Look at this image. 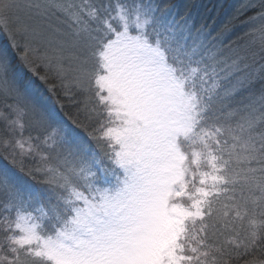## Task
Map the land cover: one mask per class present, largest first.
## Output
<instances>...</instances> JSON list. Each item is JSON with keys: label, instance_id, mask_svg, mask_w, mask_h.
I'll use <instances>...</instances> for the list:
<instances>
[{"label": "snow or ice", "instance_id": "1", "mask_svg": "<svg viewBox=\"0 0 264 264\" xmlns=\"http://www.w3.org/2000/svg\"><path fill=\"white\" fill-rule=\"evenodd\" d=\"M249 12L232 49L235 16L213 36L158 0H0L11 48L76 108L38 103L0 49V264L264 253V0Z\"/></svg>", "mask_w": 264, "mask_h": 264}, {"label": "rangeland", "instance_id": "2", "mask_svg": "<svg viewBox=\"0 0 264 264\" xmlns=\"http://www.w3.org/2000/svg\"><path fill=\"white\" fill-rule=\"evenodd\" d=\"M209 1L213 4H218L217 8L219 11L216 12L215 16L212 15L213 13L210 14L209 10H207L206 12L204 11L203 13H200L197 10L195 5L200 6L203 0H158V2L161 3L162 6L165 4L174 6V11H176L179 16H186L188 20L191 23H194L197 28L203 26L207 31L211 32L213 36H215L216 33L222 28L224 22L229 17L237 16V10L241 9V6L245 3V0H204V4H209ZM220 8L222 9L220 10ZM199 13L201 15H198ZM218 16H220V18ZM240 16H244V14L239 15L238 17ZM196 18L198 19L197 24L195 23ZM246 19L247 16H245V18H242V20ZM53 23L56 24L58 22L54 20ZM236 27L242 29V33L248 31V28L242 23H239ZM234 31L235 30L233 29L231 34L228 36V39L224 41V46H227L229 41H232V49L236 48L234 43L236 35ZM244 42H246L245 39ZM0 49L7 50L9 52L13 66L11 75L16 79V81L20 83L24 88H26L30 95L38 103L54 111L59 117H65L64 115H61L59 113V109L55 101V93L49 90L48 83H45L43 80L40 79V75H43V70L41 69L38 74H33V72L30 71L29 68L26 67L24 63L19 59L18 54L11 48V41L8 35L3 32H0ZM250 50L256 49L251 48ZM231 54V49L225 48L223 55L229 56ZM20 69H22V72L24 73L23 78L17 72L20 71ZM260 86L257 85L253 88L255 90H258ZM57 92L59 93V89L57 90ZM12 102L13 101L11 98H5L3 96H0V104L3 103V105L5 106L7 104H11ZM3 166L6 165H4L3 162H0V167Z\"/></svg>", "mask_w": 264, "mask_h": 264}, {"label": "trees", "instance_id": "3", "mask_svg": "<svg viewBox=\"0 0 264 264\" xmlns=\"http://www.w3.org/2000/svg\"><path fill=\"white\" fill-rule=\"evenodd\" d=\"M217 5H218L217 3L213 4L210 1H209V4L208 3H205L204 4V0H203V2L201 3L200 6L195 5V7L197 8V10L200 13H203L204 11L206 12L207 10H209L210 11V14L213 13L212 15L215 16L216 12L219 11L218 8H217ZM221 9L222 8H220V10ZM200 13L198 15H201ZM247 15H251V12H249L247 14H244V16H240V17L236 16L237 18L232 21V24L234 26L233 29L235 30L234 33L236 35V39L234 40L235 41L234 43H235L236 48H242L244 46V44L246 43V42H244V38L242 37L243 36V33L241 32L242 29H239L236 26H238V24L241 23L240 21H242V18H245V16H247ZM218 17L220 18V16H218ZM197 21H198V19L196 18V20H195V23L196 24H197ZM238 37H241V39L237 40ZM236 48H234V49H236ZM252 49H256L257 51H259V46L256 45ZM256 50H249V54H250L251 51H256ZM17 72L19 73L20 76H22V78L24 77V73L22 72V69H20V71H17ZM257 85L260 86V83L254 84L253 87H256ZM55 98H56L55 101H56L57 107L59 109V113L61 115H64V116H65V113H67V114L73 116V118H74L75 117L76 108L69 106V102L66 101V100H64L63 97L58 94V92L55 93ZM61 104L64 105L63 108L61 107ZM0 108H4L3 103L0 104ZM60 118L66 119V117H61V116H60ZM77 131H80V130L77 129ZM26 133L29 134L28 131L25 132V135H28ZM31 134L32 135H35L34 132H32ZM0 162H3L4 165H6L8 167H11L10 162L7 161V160H5V159H3L2 156H0ZM25 163H26V165H30L31 164V161H25ZM245 259H247V260H255L257 262V264H260V262H264V253H261V252L253 253L252 256H250V257H246L244 259H240L239 261H233V264H245Z\"/></svg>", "mask_w": 264, "mask_h": 264}]
</instances>
